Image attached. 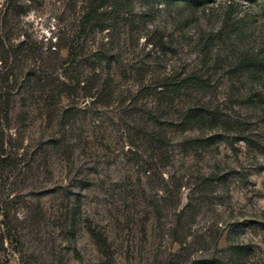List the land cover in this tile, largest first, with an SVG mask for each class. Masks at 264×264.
Masks as SVG:
<instances>
[{"label":"rangeland","instance_id":"374dc122","mask_svg":"<svg viewBox=\"0 0 264 264\" xmlns=\"http://www.w3.org/2000/svg\"><path fill=\"white\" fill-rule=\"evenodd\" d=\"M105 3L83 33L87 0H0L51 84L0 113V264H264V0Z\"/></svg>","mask_w":264,"mask_h":264},{"label":"trees","instance_id":"16d2710c","mask_svg":"<svg viewBox=\"0 0 264 264\" xmlns=\"http://www.w3.org/2000/svg\"><path fill=\"white\" fill-rule=\"evenodd\" d=\"M113 1L118 4L120 0ZM204 1L205 0H187V2L194 3L195 5H201ZM105 2H107V0H87L89 7H87V10H85L83 14L82 24L80 26V30L83 33H88L90 28L93 29L94 26H99L97 11L101 6L106 4ZM5 33L6 31L0 32V113L3 114L4 117L9 113V104L7 102L9 97L14 94H28L31 99L38 100L41 95H43L46 91H49L51 87V84H47L46 80L39 79L41 78L40 75L45 73V70L40 69L44 66L43 62L45 58L39 53L32 54L33 57H31L29 55L31 52L28 53V50L24 48L25 44H21L17 48H12L10 46L11 36H8V34L6 35ZM78 51L79 49H76V47L75 50H69V58L72 61L76 60L78 56H80ZM79 52H81V50ZM104 58L105 57H96L93 62L89 63L88 68L91 71L94 70L93 73L97 70H99L100 73L106 72L108 69V63ZM26 68L28 70L27 73ZM109 77L110 75H108V78ZM87 82L89 83V86L79 88L81 81L77 78L73 84H75V87L83 90V94L88 98H95L96 96H99V98L102 96H110V83H108V80H103L101 84L96 82L94 83L96 84L95 86L91 85L90 81L87 80ZM165 86H167V89L169 90L167 93L171 96L169 100L172 105L173 99L182 91L188 92L189 87H193L195 89L200 88L202 87V84L197 77L193 76L180 83H168ZM63 88H67L65 84H63ZM74 92H76V90H74ZM206 112L208 111L204 106L191 105L188 106L185 111L180 112L179 120L186 128H201L205 119L207 120L205 116ZM208 120L211 121L210 126H215V117H209ZM90 235L97 241L98 244V235H96L94 231H90Z\"/></svg>","mask_w":264,"mask_h":264}]
</instances>
